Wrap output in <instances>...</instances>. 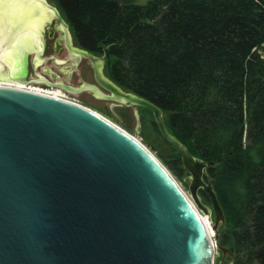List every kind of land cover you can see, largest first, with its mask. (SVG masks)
<instances>
[{"label": "water", "instance_id": "obj_1", "mask_svg": "<svg viewBox=\"0 0 264 264\" xmlns=\"http://www.w3.org/2000/svg\"><path fill=\"white\" fill-rule=\"evenodd\" d=\"M36 2L46 14L40 29L52 13L60 17L45 0ZM6 14L1 8L0 29ZM20 22L18 15L13 34ZM0 65L6 72L1 55ZM97 80L111 94L88 82L47 84L150 109L189 173L193 202L153 152L108 117L46 91L0 85V264H214L224 214L204 178L209 163L168 130L161 108ZM198 209L209 222L213 211L212 224Z\"/></svg>", "mask_w": 264, "mask_h": 264}, {"label": "trees", "instance_id": "obj_2", "mask_svg": "<svg viewBox=\"0 0 264 264\" xmlns=\"http://www.w3.org/2000/svg\"><path fill=\"white\" fill-rule=\"evenodd\" d=\"M53 1L110 79L161 108L168 130L209 163L224 214L214 264H264V0ZM163 141L170 151L158 157L186 184Z\"/></svg>", "mask_w": 264, "mask_h": 264}, {"label": "rangeland", "instance_id": "obj_3", "mask_svg": "<svg viewBox=\"0 0 264 264\" xmlns=\"http://www.w3.org/2000/svg\"><path fill=\"white\" fill-rule=\"evenodd\" d=\"M140 1H143V0H140ZM54 23L55 22L53 20L52 25ZM21 55L22 56L19 62H20V68H21V63L24 58V64L21 69V72L23 71V75L21 76L20 75L21 73L17 72L15 73L14 77H17L22 81L20 83H17V82L13 83L12 81L0 79V83L10 84V82H12L11 85L18 84L19 86L23 84H30L34 86H40V87L52 86V85H46L42 83L40 79L47 77L50 81H56V76L58 73L62 77L61 79L65 80L66 78L65 73H62L60 71V68H63L64 65L62 66L61 64L54 63L53 59L49 57V56H54L57 59H64V57L66 56V53L64 51L59 52L58 54H55L53 47H50L43 54H40L39 56L35 54L33 49L28 50L27 53L26 52L21 53ZM41 59H45V61L39 62ZM11 61L13 60L11 59ZM65 65H66L65 66L66 71L67 69H73V68H68L69 66H67L68 65L67 62L65 63ZM45 70H48L50 72L49 73L50 76H47L45 74ZM74 73H76V71H74ZM79 82H80V78L78 75L75 74L70 82V85L77 87L79 85ZM68 95L69 97L75 99L79 104L84 105L85 107H88L108 117L109 119L114 121L116 124H118L120 127L125 129L128 133H130L132 136H134L139 141H141L147 148H149L161 163L162 161L158 157V155L161 154L165 157L170 151L169 146L165 144V142L163 141L164 139L156 131L155 126L152 122V119L148 113V110L146 109L147 110L146 111L145 109H143L142 106H138L134 104H127V103L119 104V102L118 103L111 102L108 99H102V98L96 97L89 90H83L79 93H68ZM138 122L140 123V125H138ZM171 175L174 177V179L176 180L178 185L182 188V190L186 193V195H188V197L191 199L189 189H188V181L186 180V177L189 175L188 171L185 169V172L182 173V177L184 178L186 184H184L181 179L174 176L172 173ZM201 201L202 203L208 205L205 201L203 200ZM198 211L200 214L206 217L205 214L201 210L198 209ZM211 219L212 221L214 219L213 212L211 215ZM212 221L210 222L211 224H212Z\"/></svg>", "mask_w": 264, "mask_h": 264}, {"label": "flooded vegetation", "instance_id": "obj_4", "mask_svg": "<svg viewBox=\"0 0 264 264\" xmlns=\"http://www.w3.org/2000/svg\"><path fill=\"white\" fill-rule=\"evenodd\" d=\"M45 1L57 8L53 0H45ZM39 4L40 3L36 2L34 6L36 5V7L38 6L41 7ZM59 14L60 17L52 13L51 19L49 21H46L43 27L39 30V37L37 36L38 41L35 47L33 48V51L37 55V50H38L37 56L43 54L50 47H53L55 54L64 51L66 53L64 59H57L54 56H49V57L53 59L54 63L61 64L62 66L64 65L63 68H60V71L62 73H65L66 78L65 80H62L61 79L62 77L58 73L56 76V81H50L47 77L41 78L40 81L46 85L48 82H62L70 85L72 78L76 74L80 78V82L78 86H81L83 83L88 82L97 85L102 90V92L106 94H111V92L108 89H106L97 80V78L101 79L102 83H106L104 79L111 80L105 70V57L102 54L92 52L81 47L76 42L73 32L70 28V25L65 20V18L60 13V11ZM35 15L41 21H43L46 17L45 11L43 9L42 12H36ZM53 20L55 23L52 25ZM45 59H41L39 62H44ZM66 62L68 63L67 65L69 66L68 68H73V69H67L66 71L65 68ZM74 71H76V73H74ZM49 73L50 72L48 70H45V74L47 76H50ZM91 93L94 95L92 91ZM109 101L118 103V101L116 100H109ZM120 103L121 102H119V104ZM205 169H204V178H205ZM201 190L202 189L199 188L197 192H200ZM211 215H212V211H211Z\"/></svg>", "mask_w": 264, "mask_h": 264}, {"label": "bare ground", "instance_id": "obj_5", "mask_svg": "<svg viewBox=\"0 0 264 264\" xmlns=\"http://www.w3.org/2000/svg\"><path fill=\"white\" fill-rule=\"evenodd\" d=\"M36 0H0V9L8 12L7 25L4 29H0V45L6 40L10 39L9 46L1 48L0 55L5 58L9 63L8 69L6 72L3 70V66L0 65V79L8 80L20 83V80L15 76V73L21 70L20 68V58L21 53L33 49L38 41V32L42 21L35 15L36 12H42L41 7H36L34 4ZM21 16L20 22V32L13 34L12 28L16 24L17 16ZM29 15V17H28ZM13 61H11V59ZM11 61V63H10ZM19 62V64H18ZM10 82V85L11 83ZM25 83V82H24ZM0 85H5L0 83ZM18 84H15V87H20ZM202 218L210 225L207 217H204L200 214Z\"/></svg>", "mask_w": 264, "mask_h": 264}, {"label": "built area", "instance_id": "obj_6", "mask_svg": "<svg viewBox=\"0 0 264 264\" xmlns=\"http://www.w3.org/2000/svg\"><path fill=\"white\" fill-rule=\"evenodd\" d=\"M19 88L46 91V92H49V93H51V94H53L59 98L78 103L75 99L69 97L68 92H66L65 90L58 88V87H53V86L40 87V86H34V85H30V84H23Z\"/></svg>", "mask_w": 264, "mask_h": 264}]
</instances>
